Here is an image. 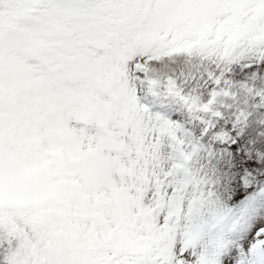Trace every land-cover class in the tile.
<instances>
[{"label": "snow or ice", "instance_id": "snow-or-ice-1", "mask_svg": "<svg viewBox=\"0 0 264 264\" xmlns=\"http://www.w3.org/2000/svg\"><path fill=\"white\" fill-rule=\"evenodd\" d=\"M0 264H264V0H0Z\"/></svg>", "mask_w": 264, "mask_h": 264}]
</instances>
